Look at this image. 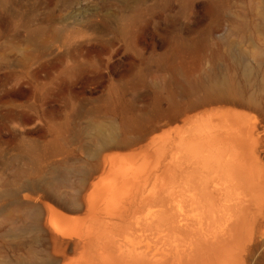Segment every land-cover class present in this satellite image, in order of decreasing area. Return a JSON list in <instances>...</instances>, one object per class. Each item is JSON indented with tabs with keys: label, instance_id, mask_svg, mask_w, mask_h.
Masks as SVG:
<instances>
[{
	"label": "rangeland",
	"instance_id": "374dc122",
	"mask_svg": "<svg viewBox=\"0 0 264 264\" xmlns=\"http://www.w3.org/2000/svg\"><path fill=\"white\" fill-rule=\"evenodd\" d=\"M217 105L264 125V0H0V264H46L34 204L72 213L106 151Z\"/></svg>",
	"mask_w": 264,
	"mask_h": 264
},
{
	"label": "bare ground",
	"instance_id": "6f19581e",
	"mask_svg": "<svg viewBox=\"0 0 264 264\" xmlns=\"http://www.w3.org/2000/svg\"><path fill=\"white\" fill-rule=\"evenodd\" d=\"M218 105L103 152L72 213L34 204L45 263L245 264L264 241V125Z\"/></svg>",
	"mask_w": 264,
	"mask_h": 264
}]
</instances>
